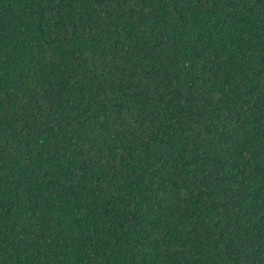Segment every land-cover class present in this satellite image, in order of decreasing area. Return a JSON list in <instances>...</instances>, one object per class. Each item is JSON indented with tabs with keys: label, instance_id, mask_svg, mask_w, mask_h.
Masks as SVG:
<instances>
[{
	"label": "trees",
	"instance_id": "trees-1",
	"mask_svg": "<svg viewBox=\"0 0 264 264\" xmlns=\"http://www.w3.org/2000/svg\"><path fill=\"white\" fill-rule=\"evenodd\" d=\"M0 264H264V0H0Z\"/></svg>",
	"mask_w": 264,
	"mask_h": 264
}]
</instances>
